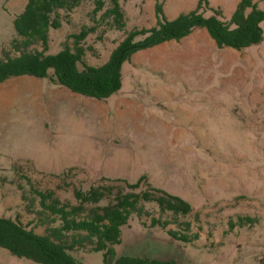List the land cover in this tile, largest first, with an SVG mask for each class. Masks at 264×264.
Here are the masks:
<instances>
[{"label":"rangeland","instance_id":"374dc122","mask_svg":"<svg viewBox=\"0 0 264 264\" xmlns=\"http://www.w3.org/2000/svg\"><path fill=\"white\" fill-rule=\"evenodd\" d=\"M155 1L118 0L125 26L114 31L99 20L101 12L92 15L93 0H83L50 30L49 51L95 26L82 41L84 60L100 65L126 32L155 24ZM160 1L169 19L197 2ZM209 2L228 18L238 0ZM25 3L0 0V57L16 37L13 20ZM258 6L264 10V0ZM261 26L264 33V21ZM140 178L138 190L155 188L190 205L191 213L166 229L189 221L187 233L197 237L185 243L151 226V216H173L147 204L149 216L133 214L121 227L120 242L112 246L116 255L264 264V40L242 50L218 48L198 28L138 50L122 65L120 90L105 100L29 75L0 83V216L19 215L24 223L35 217L22 199V193L31 196L30 185L74 203L75 187ZM88 249L70 253L83 264H102V252ZM0 264L39 263L0 247Z\"/></svg>","mask_w":264,"mask_h":264},{"label":"trees","instance_id":"16d2710c","mask_svg":"<svg viewBox=\"0 0 264 264\" xmlns=\"http://www.w3.org/2000/svg\"><path fill=\"white\" fill-rule=\"evenodd\" d=\"M83 0H26L23 10L13 20L16 37L9 42L10 55L3 50L0 57V83L4 80L29 75L47 78L73 93L105 100L117 93L122 84V65L138 50L153 47L169 40H180L193 30L204 28L218 48L242 50L264 40L261 23L264 10L261 0H238L227 18L222 9L210 5L209 0H197L193 9L169 19L160 0L155 1V24L148 28H134L124 34L110 51L107 60L92 65L84 60L82 41L95 26L83 27L71 34V45L64 44L55 52L49 51V32L62 25L63 15L77 9ZM106 1L108 6L103 10ZM101 12L100 21L114 31L125 26L124 14L118 0H93L92 15ZM65 19V18H64ZM64 21V20H63ZM40 45L41 49L34 46ZM143 178L136 182L117 180L111 183L90 185L86 189L74 188L75 202L61 200L53 189L40 190L30 185L28 211L35 217L24 223L19 215L0 216V247L18 258L31 259L39 264H83L71 251L82 248L102 252V264H182L172 258L116 255L112 246L120 242V230L131 215L139 219L149 216L146 205L151 204L160 213H171L173 219L162 220L151 216L150 225L174 239L192 242L197 234L189 235L190 222L184 227L166 229L178 216L191 213L183 199L155 188L138 190ZM31 205H35L34 210ZM247 220L251 221L249 218ZM242 221V218H239ZM43 225L44 232L35 231Z\"/></svg>","mask_w":264,"mask_h":264},{"label":"crops","instance_id":"0c3cea01","mask_svg":"<svg viewBox=\"0 0 264 264\" xmlns=\"http://www.w3.org/2000/svg\"><path fill=\"white\" fill-rule=\"evenodd\" d=\"M196 30V29H195ZM195 30H193V32H191L189 35H192L193 33H195ZM208 33V32H207ZM202 35H206L204 32H201ZM189 35L185 36V37H189ZM213 40V39H212ZM134 54V53H133ZM132 54V55H133Z\"/></svg>","mask_w":264,"mask_h":264}]
</instances>
